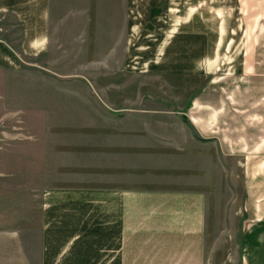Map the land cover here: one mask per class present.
Masks as SVG:
<instances>
[{
	"label": "crops",
	"instance_id": "1",
	"mask_svg": "<svg viewBox=\"0 0 264 264\" xmlns=\"http://www.w3.org/2000/svg\"><path fill=\"white\" fill-rule=\"evenodd\" d=\"M225 1L124 0L122 35L116 43V19H109L108 9L117 8V3L111 0H0V71H17L30 58H54L67 39L66 47L73 54L78 49L86 64L92 62L83 70L131 67L155 73L175 65L181 81L201 77L212 81V75L225 66L221 49L227 48L231 30L229 19H220V8L264 7V0H244L243 5L239 0ZM189 8L197 10L194 17L192 12L189 16ZM172 9L180 10V19H172ZM8 19L17 23L18 33ZM116 49L119 60H115ZM115 61L120 67L109 68ZM198 91L176 112H117L122 120L138 116L145 121L140 129L149 143L122 139L112 146L113 155L107 159L115 166H106L109 178L104 180L111 185L53 187L38 194L34 216H26L21 228H0V264H205L204 189L198 181L172 183L164 176L150 175L161 164L156 166L149 153L163 150L155 141L171 143L167 138L175 136L179 167L189 168L205 141L215 140L222 152L230 150L222 136L210 133L216 119L204 113L211 102ZM257 105L251 117H244L245 111L229 123L239 130L233 134L248 138L246 146L255 152L264 151V137L255 134L257 120L264 122V97ZM171 114L181 116L195 139L169 128L165 120ZM151 120L156 121L155 131L147 122ZM152 135L160 140L151 142ZM259 179V201L253 204L249 197L252 214L244 225L243 264H264V169Z\"/></svg>",
	"mask_w": 264,
	"mask_h": 264
},
{
	"label": "rangeland",
	"instance_id": "2",
	"mask_svg": "<svg viewBox=\"0 0 264 264\" xmlns=\"http://www.w3.org/2000/svg\"><path fill=\"white\" fill-rule=\"evenodd\" d=\"M111 1L117 8H109L108 16L116 19L115 40L119 43L124 0ZM243 1L239 3L243 5ZM187 12L194 17L197 10ZM179 13L172 9V19ZM219 16L225 22L229 19L231 30L227 48L221 49L225 66L212 75V81L203 77L181 81L175 65L155 73L131 67L83 70L92 67V62L86 64L78 49L73 54L66 47L67 39L54 58H30L17 71H0V228H21L26 216H34L38 194L48 188L111 185L105 181L109 178L106 166H115L107 159L113 155L109 152L112 146L122 139L149 143L140 129L145 121L138 116L122 120L117 112H176L200 90L211 102L204 113L216 119V128L210 133L222 136L230 150L222 152L215 140L203 141V149H196L188 163L191 167L182 168L177 138H167L168 143L152 135L148 139L160 140L154 143L164 148L149 152L153 163L161 164L150 175L164 176L172 183L200 182L208 205L205 264H243L244 225L252 214L249 197L253 204L261 197L264 151H252L251 145L246 146L248 138L234 135L239 130L229 123L245 111L244 117H251L250 111L264 97V7H222ZM8 20L18 33L17 23ZM115 51V60H119V49ZM115 67H120L119 62L109 64V68ZM257 121L255 134L262 139L264 122ZM147 122L155 131L156 121ZM165 122L174 133L182 131L183 137L195 139L178 114H171ZM128 133L131 135L126 136Z\"/></svg>",
	"mask_w": 264,
	"mask_h": 264
},
{
	"label": "trees",
	"instance_id": "3",
	"mask_svg": "<svg viewBox=\"0 0 264 264\" xmlns=\"http://www.w3.org/2000/svg\"><path fill=\"white\" fill-rule=\"evenodd\" d=\"M184 119L186 120V118L184 117Z\"/></svg>",
	"mask_w": 264,
	"mask_h": 264
}]
</instances>
